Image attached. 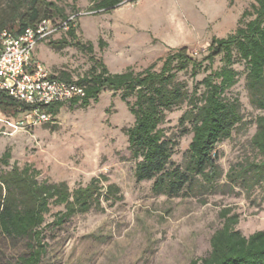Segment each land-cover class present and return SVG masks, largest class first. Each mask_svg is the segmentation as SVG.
<instances>
[{"label": "rangeland", "instance_id": "1", "mask_svg": "<svg viewBox=\"0 0 264 264\" xmlns=\"http://www.w3.org/2000/svg\"><path fill=\"white\" fill-rule=\"evenodd\" d=\"M11 0H0V18L8 17ZM73 18L76 35L82 42L93 44V53L74 47L55 50L46 45L59 39L65 29H58L47 40L37 44L33 60L51 73H68L77 78L93 65L91 56L101 60L109 72L127 68L141 71L151 64L159 68L162 59L180 45L196 59L207 54V46L221 25L212 14L235 19L243 7L251 10L253 0H121L113 9L94 10L91 0H49ZM247 17L246 19H248ZM55 24L64 22L55 17ZM219 57L213 69L221 66ZM229 95L241 102L244 130H233L229 139L216 146L217 162L225 174L232 163L249 152V139L254 132V119L264 111L253 108L245 90L244 65ZM206 72L201 71L194 81ZM192 88L189 74L180 73ZM184 106L166 114L162 127L167 134H177V122ZM23 114L14 116L12 108L0 109V154L10 153L7 170L16 163L38 171L37 180L64 181L70 188L86 185L91 178L104 176L115 183L122 200L103 202V210L78 214L60 226L44 227L46 252L40 264H188L205 256L213 232L221 226L219 211L231 207L239 213L236 228L248 235L264 229V196L256 190L246 199L243 194L217 192L202 204L193 197L156 196L152 181L136 182L134 161L127 149L122 128L133 124L126 103L119 92L103 91L98 101L87 108L71 107L67 102L45 124H20ZM15 126V127H14ZM179 144L172 161L182 164L190 135L178 137ZM224 181V178L222 179ZM62 206H51L46 223ZM26 239H11L0 234V264L14 263L27 252Z\"/></svg>", "mask_w": 264, "mask_h": 264}, {"label": "trees", "instance_id": "2", "mask_svg": "<svg viewBox=\"0 0 264 264\" xmlns=\"http://www.w3.org/2000/svg\"><path fill=\"white\" fill-rule=\"evenodd\" d=\"M94 10L107 11L121 0H91ZM8 17L0 18V32L19 34L42 20L61 17L67 28L56 40L46 45L55 49L74 47L93 53V44L82 42L76 35V25L63 14V9L49 0H11ZM249 17L248 19H246ZM219 57L221 66L213 69ZM93 65L77 78L66 72L51 73L52 78L74 82L85 89V96L74 98L71 107L87 108L96 102L103 91L119 92L126 103L133 124L122 128L127 137V149L134 161L136 182L152 181L151 192L156 196L193 197L202 204L209 195L243 194L246 199L258 189L264 196V113L254 119V132L249 139V152L230 165L224 174L217 162L216 146L229 139L233 130H244L241 102L229 95L240 72L236 64L245 68V90L250 105L264 111V0H253L251 10L245 9L236 29L226 37H213L207 54L196 59L182 47L162 59L160 67L151 64L141 71L127 68L109 72L104 63L90 57ZM209 72L194 81L201 72ZM189 74L192 88L179 74ZM63 103L44 106L52 117ZM184 106L178 118L177 134H167L162 127L166 114ZM12 108L14 116L24 114L32 106L17 102L0 91V109ZM189 134L190 141L183 154L182 164L172 161L178 137ZM10 153L0 154V164L9 165ZM38 171L29 165L14 163L7 170L0 169V234L11 239H26L27 252L14 263L40 264L47 243L43 229L52 224L60 226L75 215L91 210L102 211L103 202L122 200L120 188L107 183L104 176L93 177L86 185L70 188L64 181L37 180ZM224 178V181L222 179ZM51 206H62L46 223ZM221 226L210 237V249L203 257L193 258L188 264H264V229L248 235L236 225L239 213L223 207L219 213Z\"/></svg>", "mask_w": 264, "mask_h": 264}, {"label": "built area", "instance_id": "3", "mask_svg": "<svg viewBox=\"0 0 264 264\" xmlns=\"http://www.w3.org/2000/svg\"><path fill=\"white\" fill-rule=\"evenodd\" d=\"M69 20L73 21V18ZM60 28L66 29V22L56 25L51 20H42L19 34L8 30L0 32V91L17 102L32 106L23 114L21 125L45 124L52 117L44 111V106L65 104L85 96L83 86L52 78L51 72L42 63L33 60L37 44Z\"/></svg>", "mask_w": 264, "mask_h": 264}, {"label": "crops", "instance_id": "4", "mask_svg": "<svg viewBox=\"0 0 264 264\" xmlns=\"http://www.w3.org/2000/svg\"><path fill=\"white\" fill-rule=\"evenodd\" d=\"M246 8H247V4L243 7L241 14L238 15V17L236 19H235V17H234V19L225 17L226 13H224V14H212V16H213L212 18L215 20L216 23H219V25H221V28L215 34H212L209 37H211V39L213 37L223 38V37H226L229 34H231L236 29L238 21L242 15L243 11ZM182 47H187V46L183 44V45H180V47H178V48H182ZM171 49H177V48H171Z\"/></svg>", "mask_w": 264, "mask_h": 264}]
</instances>
